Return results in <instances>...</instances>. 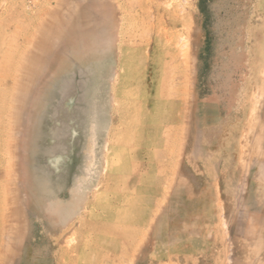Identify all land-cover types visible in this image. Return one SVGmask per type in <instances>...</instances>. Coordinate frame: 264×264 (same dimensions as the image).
Here are the masks:
<instances>
[{"label":"rangeland","instance_id":"1","mask_svg":"<svg viewBox=\"0 0 264 264\" xmlns=\"http://www.w3.org/2000/svg\"><path fill=\"white\" fill-rule=\"evenodd\" d=\"M0 264H264V0H0Z\"/></svg>","mask_w":264,"mask_h":264}]
</instances>
